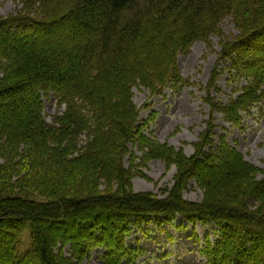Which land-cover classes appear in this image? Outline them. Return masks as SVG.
<instances>
[{"label":"trees","instance_id":"trees-1","mask_svg":"<svg viewBox=\"0 0 264 264\" xmlns=\"http://www.w3.org/2000/svg\"><path fill=\"white\" fill-rule=\"evenodd\" d=\"M19 2L0 17V264H83L96 248L100 264H136L144 250L126 244L133 228L176 216L216 225V238L202 239L203 264H264L262 169L225 135L213 139L214 113L238 127L264 100V0ZM225 17L237 30L230 37ZM61 32L69 38L57 40ZM212 36L217 63L200 85L209 112L187 156L146 132L155 113L140 118L150 104L138 107L132 89L158 96L195 84L177 57L197 40L211 47ZM225 72L244 83L223 103L212 91ZM49 94L64 105L52 122ZM154 159L175 166L171 188L133 192L132 178ZM191 180L199 202L183 196Z\"/></svg>","mask_w":264,"mask_h":264},{"label":"rangeland","instance_id":"rangeland-1","mask_svg":"<svg viewBox=\"0 0 264 264\" xmlns=\"http://www.w3.org/2000/svg\"><path fill=\"white\" fill-rule=\"evenodd\" d=\"M21 8L19 0H0V17L15 14ZM220 28L225 36L234 35L237 30L230 17H225L220 23ZM86 36L85 33L82 34ZM69 37L61 32L57 40H67ZM43 42V37H38ZM75 40V39H74ZM212 47H206L204 42H194L186 54H179L177 63L180 73L195 84L182 89L177 93L169 89L164 90V95L150 96L149 91L142 87H133V100L138 107L144 103L150 104L149 108H142L140 118H146L154 112V120L150 122L146 131L160 142H166L176 149H182L189 156L194 152V143L199 139V134L205 128L204 120L207 119L209 107L202 100L205 91L200 85H205L217 63V52L220 47L219 37H211ZM228 74L221 73L217 78V87L220 91H213L212 95L219 102H227L237 93L233 90L235 85L240 87L244 81L233 82ZM237 83V84H236ZM44 115L48 122H52L54 115L60 114L64 106L58 107L52 94L43 97ZM215 115V129L213 139L225 135L227 142L241 152L246 161L262 169L257 175L258 179L264 178V101L251 108L250 112L243 114L240 126L226 123L219 113ZM129 147L131 145L129 144ZM138 153V152H137ZM126 160V157H125ZM127 164V162L125 161ZM143 176L136 175L132 178L133 192H148L158 197L166 195L173 184L176 168L174 165L166 166L160 160H152L143 170ZM103 184L99 185L102 190ZM187 200L199 202L202 200V190L191 180L183 192ZM186 224L180 217H175L168 222H155L143 224L140 228H133L126 238L129 246H138L144 250L136 264H202L203 258L199 254L202 239L208 235L213 241L216 225L213 223ZM52 230L58 231L57 224L49 225ZM193 235H196L194 237ZM103 250L94 249L83 264H100L98 256Z\"/></svg>","mask_w":264,"mask_h":264}]
</instances>
